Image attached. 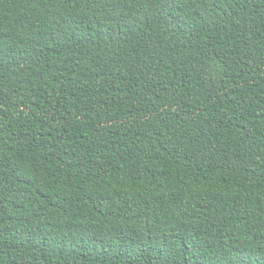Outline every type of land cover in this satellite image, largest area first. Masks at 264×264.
I'll list each match as a JSON object with an SVG mask.
<instances>
[{"label": "trees", "instance_id": "16d2710c", "mask_svg": "<svg viewBox=\"0 0 264 264\" xmlns=\"http://www.w3.org/2000/svg\"><path fill=\"white\" fill-rule=\"evenodd\" d=\"M0 264H264V0H0Z\"/></svg>", "mask_w": 264, "mask_h": 264}]
</instances>
